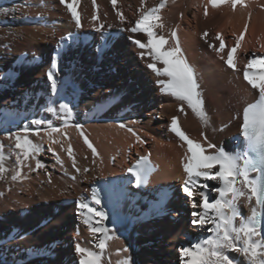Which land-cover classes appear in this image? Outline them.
<instances>
[{
	"label": "bare ground",
	"instance_id": "6f19581e",
	"mask_svg": "<svg viewBox=\"0 0 264 264\" xmlns=\"http://www.w3.org/2000/svg\"><path fill=\"white\" fill-rule=\"evenodd\" d=\"M159 2L145 0V7ZM74 7L81 28H76L59 0H0V142L9 169L0 179V264H78L75 245L93 248L96 243L79 215L82 197L107 215L103 225L113 238L108 241L106 264H121L125 259L130 264H181L179 249L210 233L191 224V213L199 209L192 208L183 191L182 158L187 145L170 131L171 118L178 116L193 140L206 144L207 136L218 148L236 149L241 120L234 117L255 98L243 79V69L251 54L264 56V0H244V6L237 4L235 9L230 4L213 8L208 0H167L160 11L162 34L169 37L170 30L177 32L195 70L209 117L207 126L187 106L186 114L178 111L180 102L160 91L159 78L147 68L150 58H140L142 50L133 40L146 42L147 37L126 30L139 18L140 0H117L115 6L111 0H95V6L92 0H80ZM118 12L125 17L123 23ZM93 15L98 16L96 21ZM101 24L103 29L97 31ZM242 32L244 38L234 53L239 71H233L225 60ZM217 33L226 45L220 53L209 47V43L219 46ZM81 36L88 40L83 42ZM53 61L56 95L46 75ZM4 97L13 105L9 112ZM51 101L56 113L46 110ZM61 102L72 107L71 117L59 112ZM36 120L43 123L34 124ZM51 128L60 131L49 139ZM128 128L144 143H138ZM24 129L41 145L36 159L45 167L33 171L36 161L29 160L22 169L23 179L13 181L19 166L14 141L7 137ZM81 131L97 149V157ZM69 144L79 172L72 167ZM144 155L149 156L153 171L148 182L137 187L128 169ZM207 183L211 199L218 195L211 191L218 184ZM93 190L101 199L99 205L91 199ZM239 210L249 214L243 201ZM228 255L245 264L239 253Z\"/></svg>",
	"mask_w": 264,
	"mask_h": 264
},
{
	"label": "snow or ice",
	"instance_id": "6c2138e0",
	"mask_svg": "<svg viewBox=\"0 0 264 264\" xmlns=\"http://www.w3.org/2000/svg\"><path fill=\"white\" fill-rule=\"evenodd\" d=\"M59 2L70 13L76 28H81V17L74 7L79 4L80 0H59ZM116 2L117 0H111L113 6ZM92 3L95 6V0H92ZM166 3L167 0H160L155 7H145V0H140L139 18L134 26L126 30L146 35V42L134 39L133 43L142 50L139 53L141 59L145 56L150 58L151 62L147 63V68L159 78L157 84L160 86V91L180 102L178 106L180 113L186 114L185 106H187L202 125L207 126L209 117L205 110L203 94L200 91L201 86L194 68L188 63L181 49L177 32L170 30L169 37L162 34L165 25L160 11L166 7ZM208 3L213 8H218L222 4H230L233 9L237 4L244 6V0H208ZM207 14V8H205V15ZM117 15L123 23L124 15L121 12ZM97 19V15L92 16L93 21ZM103 27L101 24L96 30L100 31ZM203 36L207 37L208 33L204 32ZM243 38V32L236 36L235 46L227 53L225 64L233 71H239L234 62V53L240 47ZM215 39L219 41V46L216 47L209 43V47L217 53L223 52L226 46L223 36L217 33ZM164 45L168 46L164 47ZM221 59L224 57L221 56ZM55 69H57V64L53 61L50 70L46 73L48 81L51 82L50 88L53 95L58 93V82L53 71ZM243 79L254 91L255 98L252 102L246 103L242 113L234 117L241 120L239 143L235 150L228 151L223 147L218 148L207 141V136L204 137L206 144L193 140L182 129L179 117L171 118L170 131L187 145L182 158L185 173L183 191L191 200L192 208L199 209L191 213V224L210 233L205 238L179 249L181 264H238L228 255V252L239 253L245 264H264V56L251 54L243 69ZM54 104L55 101H51L46 110L56 113L57 107L53 106ZM58 109L66 119L71 117L73 112L69 103H59ZM33 123L40 125L43 121L36 120ZM119 126L126 127L124 124ZM75 127L78 130L82 129V125L79 124ZM220 130L222 131L223 128ZM59 131L60 129L51 128L47 133L49 139L52 133ZM127 131L136 136L138 143H144L133 129L128 128ZM35 134L39 135V132ZM80 134L84 143L91 149L93 157H97L99 155L97 149L83 131ZM7 138L14 141L12 150L15 151V164L19 166L11 176L13 181L23 179L22 169L29 160L36 161L33 171L45 167L36 159L42 147L30 139L28 129L9 134ZM53 143L57 141L53 140ZM4 148L5 145L0 142V179L4 178L9 171L6 167ZM67 153L72 158V167L76 168L77 172L81 171L77 167L71 144L67 148ZM56 160L57 163L63 164L58 155ZM152 171L148 155L141 156L136 164L128 169V172L135 177L137 187L148 182V176ZM253 173L255 175H252ZM208 181H216L218 184V187L211 189L218 195L211 199L207 191ZM197 196L199 200L196 199ZM91 199L96 205L101 203L96 190L92 191ZM241 201L249 208L247 216L242 215L239 210ZM78 208L83 224L87 226L96 240L93 248H86L80 243L75 245L74 251L78 256V264H106L105 254L108 241L113 238L109 235V229L103 225L107 215L91 207L83 197L78 203ZM121 264H130V260L125 259Z\"/></svg>",
	"mask_w": 264,
	"mask_h": 264
},
{
	"label": "rangeland",
	"instance_id": "374dc122",
	"mask_svg": "<svg viewBox=\"0 0 264 264\" xmlns=\"http://www.w3.org/2000/svg\"><path fill=\"white\" fill-rule=\"evenodd\" d=\"M4 100H5L4 102L6 103V104L4 105V108H5V109H6V111H8V112H9V111H11V110H12L11 108L13 107V105H12L11 103H10V104H9V103H7V102H8V100H7V98H6V97H4ZM6 101H7V102H6Z\"/></svg>",
	"mask_w": 264,
	"mask_h": 264
}]
</instances>
